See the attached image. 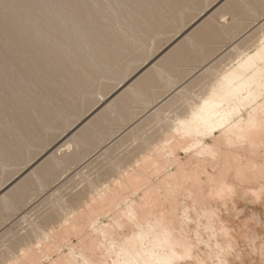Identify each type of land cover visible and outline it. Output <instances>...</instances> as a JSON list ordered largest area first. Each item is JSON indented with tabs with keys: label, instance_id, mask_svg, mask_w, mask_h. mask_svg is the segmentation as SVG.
Returning a JSON list of instances; mask_svg holds the SVG:
<instances>
[{
	"label": "bare ground",
	"instance_id": "obj_1",
	"mask_svg": "<svg viewBox=\"0 0 264 264\" xmlns=\"http://www.w3.org/2000/svg\"><path fill=\"white\" fill-rule=\"evenodd\" d=\"M150 1L161 0H122L121 6L111 3L112 10L105 14L121 15L128 26H142L156 21L154 16L166 7L142 8L144 4L150 5ZM260 1L228 0L203 19L195 32L184 35L183 44L177 46L179 41L174 44L175 50L157 65L153 64L151 72L129 86L118 105L124 102L133 105L135 101L148 108L163 94L153 92L156 84L166 82L167 90H171L192 72L171 75L178 62L203 65L201 77L176 86L174 91L182 89L181 95L168 102L164 110L157 108L159 104L151 108H157L156 114L145 124L157 122L160 128L158 131L153 128L150 132H154L144 136L137 153L131 154L132 157H109L97 169V182L87 178L85 191L63 202V206L55 203L52 215L55 221L57 216L56 227L54 218L45 222L41 218V225L27 233L29 238L16 237L12 243L15 246L7 248L6 264H264V18L260 19L264 4ZM11 2L8 5L0 0L3 4L0 13L6 10L1 14L0 38L8 39L7 43L30 40L31 34L27 35L25 29L20 35L19 28L40 25L48 18L68 16L61 21L62 28H53L55 31L66 29L67 33L76 31L82 36L90 32L70 13V9L76 12L86 9L87 13L85 0ZM16 5L20 12L16 11ZM51 7L55 11L48 14ZM28 13L47 15L40 20ZM227 16L232 23L219 27L217 18L225 20ZM241 16L252 18L253 30L240 20ZM246 30L240 42L232 43L224 50L225 54L217 56L220 44ZM46 32L37 33L42 36ZM208 41H217L219 45L204 49L202 44ZM5 47L0 46L1 61L21 74L14 54L17 57L26 48L16 44ZM95 48L88 45L89 51L97 52ZM213 57V62L205 64ZM46 67L47 63L35 61L27 70L43 72ZM31 73L27 75L28 82L48 90L45 78H31ZM104 99L100 97V101ZM108 107L111 114L127 122L128 117L121 116L120 109L117 111V104ZM106 114L109 115L107 111ZM106 117L100 116L91 127L81 130L72 138L73 144L86 146V135L98 124H106ZM145 124L132 130L122 143L137 139L147 127ZM65 146L68 151L73 147L70 142ZM87 152L82 149L75 151V155L46 161L25 182H39L38 175L42 174L45 182L39 183L46 188L50 178L57 176V171L53 173L54 166H75ZM135 158L130 164L129 160ZM110 172L118 175L110 176ZM21 189L17 186L0 203L10 208V197L18 195ZM67 203L75 207L69 213Z\"/></svg>",
	"mask_w": 264,
	"mask_h": 264
},
{
	"label": "rangeland",
	"instance_id": "obj_2",
	"mask_svg": "<svg viewBox=\"0 0 264 264\" xmlns=\"http://www.w3.org/2000/svg\"><path fill=\"white\" fill-rule=\"evenodd\" d=\"M51 1L47 0V2ZM227 2L228 0L150 1V5L144 4L142 8L155 10L162 9L161 5H166L154 16L156 21L142 26H128L123 23L121 15L116 16L111 12L109 16L105 14L112 10L111 3L121 6L122 0H85L86 6H88L87 13L86 9H82L83 11L80 12L70 9L71 16L78 20L82 27L90 28V32L85 36L79 35V32L76 31H73L72 34L67 33L66 29L58 28L55 31L53 28H62L64 23L61 21L67 20L68 16L57 17V20L48 18L47 21L44 20L47 15L44 12L35 15L28 13L29 17L43 19L42 24H26L29 26H25L23 29L19 28L22 32L20 35L25 29L28 31L27 35L31 34L30 40L19 39L17 42L7 43L8 39L0 38V46L5 49V45L14 46L15 44L20 48H26V52L16 55L17 57L14 54L15 59L11 58L19 64L17 70H21V74L9 67L8 64L3 63L2 57L0 58V202L17 186L25 189H21L22 192L18 195L10 197V208L7 209L0 203V264L7 263V248L14 245L12 243L20 238L19 235L21 238L27 236L29 238L27 233L31 234L34 226L41 225L42 220L45 222L48 218L55 217L52 214L56 211V204L63 206V202L71 201L75 195H78L82 190L85 191L87 189L85 187L88 186V181L85 179L97 182L99 178L97 169L99 170L109 157L110 159L117 155V157L119 155H121L120 157L122 155L132 157L140 148L144 136L154 132L155 130L150 132L153 128L158 131L160 127L157 122H152L150 126L145 123L153 119L152 115L156 114L154 111L157 108L164 110L167 103L179 95L182 89H179L177 93L174 91L176 86L178 87L183 82L187 83L189 80L193 82L201 77L199 71L203 65L200 66L195 62L192 65L188 62H178L174 69H171V75L192 71L193 73L188 74V79L186 78L188 81L182 80L171 90H167L169 87L166 86V82L156 84L154 88L156 91L153 90V92L161 91L163 94L148 108L135 103V101L133 105H128V102L124 101L123 104L118 105L122 102L120 99L125 98L123 95H126L129 86L137 83L143 75L151 72L167 53L175 50L174 44L178 41L177 46L183 44L184 35L187 37L195 32L198 28L196 26L203 19L206 20L205 18L217 12ZM260 2L261 5L264 4V0ZM4 3L11 5L12 2L4 0ZM2 6L3 4L0 3V7ZM15 9L20 12L18 5ZM48 11H50L48 14H53L55 8L51 7ZM81 12L82 14H80ZM22 13L25 15V11ZM136 17L137 15L132 16L133 20ZM242 17L245 18V16H241L240 20L247 22L250 25L249 28L252 26L253 30L254 21L252 18L247 19V17L244 20ZM263 18L264 13L260 19ZM231 23L232 19L228 16L225 20H219L218 17L216 21V24L222 28ZM40 30H44V32L53 30L54 32L49 31L41 36L37 33ZM247 30L236 35L231 41H224L220 47L217 46L219 45L216 43L217 41H208L202 46L204 49L217 46L219 48L217 56L225 54L224 50L232 43L240 42ZM17 38H19L18 35ZM88 45L97 47L95 48L97 52L89 51ZM214 57L205 64L213 62ZM35 61L47 63L45 71H36L35 73L28 71L27 66ZM29 73H31V78L44 77V83L48 86V90L28 82L27 75ZM119 84L121 86L118 88ZM100 97L105 98L104 101H100ZM112 103L117 104V111L120 109L123 112L121 116L128 117L127 122L124 123L115 114H111L112 110L108 106ZM155 105L158 107L151 110ZM106 111L109 115L106 114ZM126 114H130V116H126ZM102 115L107 116L108 122L98 124L91 130L92 132L86 135L84 139L86 146L73 144L72 138L81 130L91 127ZM144 124L147 127L138 135L137 139L122 143L132 130L140 128ZM99 132L100 134H98ZM67 142L73 146L69 151L65 146ZM82 149H87L89 152L75 166H54L53 173L57 171L55 173L57 176L50 178L46 188L39 183L40 181L45 182V176L42 174L38 175L39 182L35 180L33 183L30 182L31 180L28 183L25 182L42 164H46V161L51 162L53 158L60 159L75 155V151L78 152ZM132 151L135 153H130ZM136 159L129 160V163L131 164ZM111 175L117 176L118 174L112 173ZM55 198L57 201H54ZM67 208V213H69L75 207L73 208V205L67 203ZM56 221L54 218L53 224H56L54 223Z\"/></svg>",
	"mask_w": 264,
	"mask_h": 264
},
{
	"label": "water",
	"instance_id": "obj_3",
	"mask_svg": "<svg viewBox=\"0 0 264 264\" xmlns=\"http://www.w3.org/2000/svg\"><path fill=\"white\" fill-rule=\"evenodd\" d=\"M21 3H22V2H21ZM28 5H29V4H27V6H28ZM4 11H6V10H4ZM4 11H3V12H4ZM3 12L1 11L0 16H1V14H3ZM2 17H3V16L0 17L1 20H2ZM1 31H2V28L0 27V32H1Z\"/></svg>",
	"mask_w": 264,
	"mask_h": 264
}]
</instances>
